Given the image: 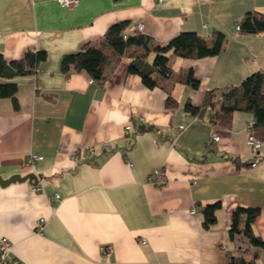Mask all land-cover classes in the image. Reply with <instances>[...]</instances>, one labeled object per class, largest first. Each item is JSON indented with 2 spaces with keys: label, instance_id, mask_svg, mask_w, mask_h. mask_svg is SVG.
I'll list each match as a JSON object with an SVG mask.
<instances>
[{
  "label": "crops",
  "instance_id": "obj_1",
  "mask_svg": "<svg viewBox=\"0 0 264 264\" xmlns=\"http://www.w3.org/2000/svg\"><path fill=\"white\" fill-rule=\"evenodd\" d=\"M251 9L264 12V0H77L70 6L0 0V53L11 60L28 48L47 52L36 71L0 75V82L17 83L18 100L15 108L0 96V176L37 177L34 184H0V237L11 242L9 264H228L233 255L249 258L254 248L255 264H264V245L247 247L241 234L228 233L236 204L257 205L254 230L264 239V136L249 128V111H234L231 125L221 128L210 122L211 110L197 116L183 108L186 100L201 104L210 88L236 85L264 69V30L235 28ZM119 20L129 21L126 30L142 22V31L161 43L182 30L204 36L220 30L226 38L216 54H171L172 74L153 87L127 71L131 58L142 55L135 45L122 55L102 45L111 57L102 84L84 69L62 71L63 53L87 41L101 46L102 34ZM187 69L197 87L175 80ZM169 93L177 100L172 106L165 103ZM251 131L261 140L256 151L247 144ZM30 154L42 158L25 165ZM156 168L162 184L150 180ZM216 199L217 221L203 229L196 203Z\"/></svg>",
  "mask_w": 264,
  "mask_h": 264
},
{
  "label": "trees",
  "instance_id": "obj_2",
  "mask_svg": "<svg viewBox=\"0 0 264 264\" xmlns=\"http://www.w3.org/2000/svg\"><path fill=\"white\" fill-rule=\"evenodd\" d=\"M240 33H259L264 30V12L258 9L246 11L238 20ZM128 20H119L110 24L100 38V45L87 41L76 50L63 53L61 69L64 72L70 68L84 69L92 80L102 84L108 76L105 70L111 57L104 52L102 45H106L118 55H122L130 45L142 48V55H134L128 63L127 71L138 73L142 82L153 87L158 85V77H168L173 68L169 65L171 54L180 57H201L218 53L223 48L225 33L214 30L210 36H204L195 30H182L161 43L142 30L133 33L126 30ZM153 52L151 62L145 56ZM44 49H26L22 57L7 60L0 53V75L11 78L19 74L36 71L40 63L46 59ZM176 81L186 83L191 87L199 85V79L194 76L192 69H187L175 77ZM17 83L11 79L0 82V96L11 98L15 108L18 107L16 96ZM218 98H216V92ZM166 105L177 103L170 93L166 98ZM217 103V106L215 104ZM183 108L192 115L202 116L208 109L211 110L209 119L215 127H229L234 111H249L252 114L251 129H255L259 136H264V69L252 71L238 84L226 88H210L206 91L201 104H193L190 100L184 102ZM150 125H140L138 130H144ZM253 132V131H252ZM237 162V157H231ZM202 215L201 226L210 229L217 221V210L221 206L220 199L211 202L196 203ZM260 206L236 204L231 211V222L228 230L229 237L241 234L246 238L247 247L264 245V239L254 230V222L260 212ZM257 251L254 248L252 255L247 258L243 254L230 257L228 264H255Z\"/></svg>",
  "mask_w": 264,
  "mask_h": 264
},
{
  "label": "built area",
  "instance_id": "obj_3",
  "mask_svg": "<svg viewBox=\"0 0 264 264\" xmlns=\"http://www.w3.org/2000/svg\"><path fill=\"white\" fill-rule=\"evenodd\" d=\"M61 4L66 5V6H70L72 4H74L75 2H77V0H58ZM143 28V23L139 22L137 23L135 26H132L129 28V30H127L128 32H135L137 30H142ZM235 28L239 29V23L236 22L235 24ZM92 81V79H91ZM252 125V121L249 122V128H251ZM180 127H182V125H180ZM126 129L130 128V124L125 125ZM219 135L217 134V132H213L212 133V139L213 140H218ZM247 144L253 149V150H257L260 145H261V140L260 138L254 133V132H250L248 137H247ZM42 158V155L39 154H30L29 156H27V158L24 161L25 165H29L32 164V162L35 159H40ZM255 161L253 160L251 162L252 165H254ZM150 180L155 183V184H162L164 182L163 179V171L159 168L154 169L151 174H150ZM191 212L192 213H196L197 212V207L196 206H192L191 208ZM10 252H11V242L7 237H0V264H9L11 261V256H10Z\"/></svg>",
  "mask_w": 264,
  "mask_h": 264
},
{
  "label": "water",
  "instance_id": "obj_4",
  "mask_svg": "<svg viewBox=\"0 0 264 264\" xmlns=\"http://www.w3.org/2000/svg\"><path fill=\"white\" fill-rule=\"evenodd\" d=\"M36 175L34 174V172H29L26 174H20V173H14L9 177L3 178L2 176H0V184L1 185H6L8 183L14 182V181H24L27 180L30 183H35L36 182Z\"/></svg>",
  "mask_w": 264,
  "mask_h": 264
}]
</instances>
